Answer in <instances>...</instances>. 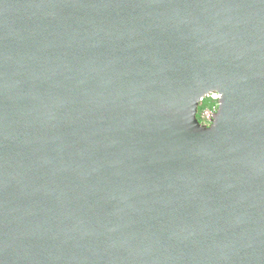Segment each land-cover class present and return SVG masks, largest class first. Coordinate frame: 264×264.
<instances>
[{"label":"water","instance_id":"obj_1","mask_svg":"<svg viewBox=\"0 0 264 264\" xmlns=\"http://www.w3.org/2000/svg\"><path fill=\"white\" fill-rule=\"evenodd\" d=\"M0 264H264V0H0Z\"/></svg>","mask_w":264,"mask_h":264},{"label":"built area","instance_id":"obj_2","mask_svg":"<svg viewBox=\"0 0 264 264\" xmlns=\"http://www.w3.org/2000/svg\"><path fill=\"white\" fill-rule=\"evenodd\" d=\"M221 93L217 90H210L203 94L197 104L196 119L203 126H209L219 108Z\"/></svg>","mask_w":264,"mask_h":264}]
</instances>
